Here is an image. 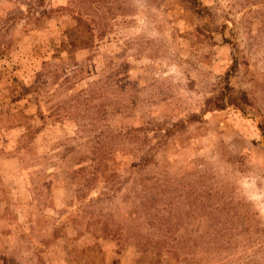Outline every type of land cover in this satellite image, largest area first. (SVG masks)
<instances>
[{
	"label": "rangeland",
	"instance_id": "obj_1",
	"mask_svg": "<svg viewBox=\"0 0 264 264\" xmlns=\"http://www.w3.org/2000/svg\"><path fill=\"white\" fill-rule=\"evenodd\" d=\"M0 264H264V0H0Z\"/></svg>",
	"mask_w": 264,
	"mask_h": 264
}]
</instances>
